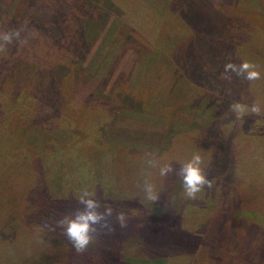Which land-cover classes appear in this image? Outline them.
I'll use <instances>...</instances> for the list:
<instances>
[{
	"label": "rangeland",
	"instance_id": "374dc122",
	"mask_svg": "<svg viewBox=\"0 0 264 264\" xmlns=\"http://www.w3.org/2000/svg\"><path fill=\"white\" fill-rule=\"evenodd\" d=\"M26 1L28 0H9V2L6 0V4L0 5V16H20L23 12L21 4L23 3L24 6ZM88 1L95 4L82 8L79 3L72 7L61 0L57 2L55 0H34L31 5L34 4L35 9L40 10V16L35 20L40 17L43 21L44 17L49 16L50 13H57L55 15L59 16L64 9H69L70 14L79 15L78 17L84 15L83 9L95 10V14L91 13L93 10H90L87 15L88 18L91 17L89 18L90 26H93L92 30L88 29L89 44H80L83 45V49L79 47L73 54H68L73 57L80 56L79 62L76 61V66H69L70 62L65 64L69 71L67 74H73L75 79L71 83H63L62 87L56 91L55 97L61 96L60 92L69 94L75 88L72 105L78 106L84 102L87 95H94L99 100V105L109 108L108 115H104L101 121H94L100 131H94V136L90 132L89 139L84 138V140L81 139L82 141L77 140L75 133L71 132L73 129H76L74 131L76 133L84 131L82 127L79 126L81 129L75 128L74 123L71 125L72 129L65 127L70 120L56 126V133H52L51 138L62 140L59 142L70 146L79 145V147L72 146L68 149L48 141V147L52 150L43 148L38 151L37 167L42 172L44 188L47 191L49 189L50 193L46 192L25 208H16L14 218L10 219L8 216L0 220V226L8 221L7 226L3 225L2 228L6 231H15L20 244L17 248L19 255L13 251L9 253L7 259H2L0 256V264H7L8 262L5 263L7 260L27 261L34 258L37 253L39 254L34 235L40 238L43 233L49 234L47 241L43 242L48 246L49 254L53 255L57 264H193V259L194 264H224L225 261L220 257L219 250L228 242L231 245L230 250L234 249L235 253L238 243L237 246L231 243L237 242V237L243 239V245L248 243L249 246H251L249 242L251 237L252 241L254 238L258 242L259 240L264 241L263 81L257 80L259 87L253 86L245 83L248 80L243 76L237 77L231 72L226 74L224 68L220 69L221 72L212 73L213 76L219 75L220 77L217 82L218 86H215V82L211 80L209 82L207 77L205 80L196 78L191 83L187 79H181L176 88L170 93L167 92L164 97L179 100L186 97V92L191 91L192 86L190 85H203L204 87H199L202 92L206 91L203 100L207 96L208 100L213 101L216 99L214 93L219 90L228 99L223 103L225 112L220 121L214 117L209 119L207 117L204 126L195 123L196 116L200 118L198 111L194 116L193 109L197 110V105H186L181 116L175 113L173 115L167 110H150L151 99L168 85L167 77L173 71V67L180 68V70L185 68L184 64H179L177 59L172 61L171 53H177L175 49L173 50L174 45L176 46L175 41L186 36L185 34L190 31V25L198 35L203 36L204 33H209L204 37H208L210 42L208 44L202 42L199 48L193 49L199 58L208 57L207 51L212 53L216 61L219 54L229 53L230 56H240L236 58L239 64L245 60L249 61L257 65V70L261 76H264V15L261 16L260 24L256 22V19L247 18L246 22L235 23V21H229L228 18L227 27L225 22L217 24L211 18L220 15L221 10L230 9L229 2L219 3V0H177L173 3L174 7L170 5L171 0ZM248 8L256 9V6H250L249 3ZM187 9H190L188 15L193 17L195 22L190 23V19L185 15ZM220 17L223 18V16ZM239 18L241 17H236V19ZM69 20V14H64L62 26L65 34L61 38H55L56 46L60 45L65 51L72 50L73 44L76 43V41H70L72 30L77 27L78 31H81L77 22ZM211 22L212 26H210ZM235 28L241 29L236 30ZM17 30L20 36L18 39H13L15 45L11 46L7 53L26 61L27 55L20 51V45L26 41L25 35L22 34L21 28ZM17 30L9 27L7 32ZM227 30L230 32L228 33ZM239 31L241 34H236ZM158 40L165 41L158 42ZM253 40L255 46L251 42ZM211 43L212 46L209 48ZM238 44L243 49H236ZM26 46L30 47L29 44ZM255 47L256 52L251 50ZM154 50H160V54L154 53ZM43 55L45 54L36 56L34 59ZM27 62L32 63L28 60L26 63H19L17 71L11 69V75L9 73L8 75L13 77L12 81L24 85L26 80H39V70L35 65ZM207 62L214 63L213 61ZM195 65L198 73V59L195 60ZM37 66L40 67V65ZM215 70L218 69L215 68ZM200 71L201 75L208 73L202 69ZM222 71L231 79L224 78L221 75ZM16 80L24 81L17 82ZM166 98H164L165 102ZM160 102L161 100L154 98L152 103L158 106ZM234 103L244 104L248 108L258 103L261 111L259 113L245 111L238 118V114L231 108ZM63 104L60 103V106L62 107ZM110 112L116 114L115 122L109 119ZM60 115L56 112L55 117ZM46 120L45 123H47ZM212 120L218 122L215 123ZM48 121H50L49 117ZM188 125L193 126L188 127ZM65 128L69 131L68 135L62 134ZM93 129L97 128L94 126ZM105 135H108V138ZM76 141L80 142L75 144ZM96 142L113 144L118 148L115 150L117 157L112 158L114 159L113 167L106 164L103 166L108 158L105 154L101 155L104 153L103 150H98L97 155L95 154L96 148L101 149L103 146ZM38 144L42 146L39 140L35 141L37 148ZM5 150L3 134H1L0 151ZM195 152H199L203 159L204 170L207 178L212 181V187H205L195 199H189L185 195L181 178L174 175L161 176L159 167L164 163H170L174 169L179 170L181 165L191 159ZM90 153H94L92 154L93 166H89ZM150 156L157 161L156 167L148 165L147 161ZM123 161L135 167L140 165L141 169L138 172L136 170L138 167H134L127 173L120 163ZM20 173V170L15 168L14 176H20ZM104 179L116 181V184L109 187L104 183ZM145 179L154 185L158 195L156 201H149L145 198L142 190ZM48 181H51L50 187H48ZM85 188L93 192L95 198L100 201L102 205L100 211L104 210V206L112 207L113 215L109 218L112 231L101 230L96 240L85 251L77 253L64 235L63 228L57 226V222L59 218L64 217L62 215L64 207H72L74 210L83 207L78 200L81 190ZM118 189L120 194L117 193ZM226 190L237 191L234 193L239 198L240 205L248 203L247 206L257 208L248 211L244 210V205L243 210L235 209L236 215H239L238 219L245 217L247 221L248 219L253 220V223L261 228L257 227L256 231L250 234L253 231L250 226L247 229L236 224L231 228L229 237H226L228 242L216 238L210 240L207 236L211 232V226L217 225L215 223L217 218L211 219L215 215L211 211L215 203L212 205L206 201L204 203L201 193L218 195V200L225 203ZM210 206L212 209L209 208ZM121 211L126 214L124 227L116 221V213ZM204 213L212 214L209 216L212 221L209 228L204 227L201 222L204 221ZM71 214L72 211L66 215ZM5 218L7 220L4 221ZM54 236H60L63 242H56L58 239L54 240ZM204 236L209 242L215 243L211 251L206 247L202 248L208 244V241L207 244L206 242L202 245L199 243L205 240ZM8 239L10 238L5 237L0 241V252L6 249L4 244ZM261 245L262 243L260 251L263 253ZM243 251L244 254H246L245 251L249 253L250 248H245ZM45 253L42 251L41 257H45ZM96 253L97 258H94ZM46 256L48 257L47 253ZM262 261L263 257L260 262Z\"/></svg>",
	"mask_w": 264,
	"mask_h": 264
},
{
	"label": "trees",
	"instance_id": "16d2710c",
	"mask_svg": "<svg viewBox=\"0 0 264 264\" xmlns=\"http://www.w3.org/2000/svg\"><path fill=\"white\" fill-rule=\"evenodd\" d=\"M7 1L9 2V0ZM33 1L34 0L26 1L24 6L23 3L21 4L23 12L20 16H16V17L15 16L8 17L7 15L0 16V33H6L9 27L14 30L21 28L22 34L25 35L26 43L23 42L20 45V51L24 55H27L26 61L28 60L32 61V63L30 62L27 63L31 65H35L36 68L39 70L38 81L23 80L24 85L23 83L17 84L16 82L12 81L13 77L9 76L11 75L10 74L11 69H15L17 71L18 69L17 65L22 62L26 63V61L20 57L7 53L9 52L10 47L15 45L14 40H12L11 44H6L3 40H0V44L5 43L3 50H0V135L3 134L4 148H6L5 151H0V220L3 217H8V216L10 217V219L14 218L15 217L14 212L16 211V208L19 209L20 207L21 209L25 208L30 204H32L35 201V199L37 200L38 197H41L46 192L50 193L49 189L47 191L44 188V184H43L44 178L42 172L37 167L38 164L37 160L39 156L38 151L42 150L43 148L52 150L51 148L48 147L49 145V143H47L48 141L54 142V144L57 143L56 145L63 146L64 148H68V149H70L72 146L79 147V145L70 146L65 143L59 142L62 140L51 138V134L54 132L56 133L57 130L56 126H59L61 123L70 120V122H68L65 125V127H69L70 129H72L71 128L72 123H74L73 127L75 128L82 127L86 132L80 131L79 133H76L74 132L76 131V129L71 130V132L72 134L75 133L74 135L77 137V140L82 141L81 139L84 140V138L86 140L89 139V137L91 136L90 132L93 133L94 131L96 132L100 131V128H98V126L95 124L94 121L97 120L101 121V119L104 118V115L106 116L108 115V110H109V108H107L106 106L99 105V100L94 95L93 96L87 95L84 98L85 100L83 99L84 102L83 103L81 102L78 106L72 105V102L74 100L75 88L69 94L60 92L59 94L61 96L55 97L56 91H58L60 87H62L63 83H67V82L71 83L72 80L75 79L73 74H67V72L69 71H67L66 69L67 67L65 66V64L70 62L69 66H76L77 65L76 61L79 62L80 56L73 57L68 54L71 53L73 54L75 50H78L77 48L79 47L83 49V45L80 44H89L88 42L90 40V33L88 29L92 30L93 26H90L91 21L89 20V18L91 17L89 16L88 18L87 15L89 14L90 10L93 9H83L84 15H81L80 17H78L79 15L70 14L69 9H64L59 16H56L57 13H50L49 16L44 17V21L41 20L40 17L38 18V20H35L36 17L40 16V10L35 9L34 4L31 5ZM61 1L63 3H69L72 7H74L73 5L79 3V6H82V8L84 6H92L95 4L92 3V1L89 2L88 0H61ZM176 1L177 0H171L170 5L174 7L173 3L174 2L176 3ZM185 1H189V0H185ZM55 2H57V0H55ZM224 2H229L230 9H224V10L219 9L221 10L220 15H218L219 17L218 16L211 17L213 20L217 22V24H223L225 22V25L228 27L229 25V22H227L228 18L229 21L232 20L235 21V23L246 22V20L248 19L249 20L256 19L257 20L256 22L260 24L261 16L264 15V0H219V3H224ZM249 3L250 6H256V9L253 8L249 9L248 8ZM1 4H6V0H0V5ZM189 11L190 9H187V14L185 13V15L190 19V23L195 22V20H193V17L188 15ZM91 13L95 14V10H93ZM100 13H96V14L99 15ZM64 14H69V19H70L69 21L74 23L77 22V24L81 27V31H78V28L75 27V29L72 30L71 32L72 35L70 36L71 38L70 41H74V42L76 41V43L73 44L72 50L70 49V51L63 50L60 47V45H57L59 46L57 47L56 46L57 41L55 40V38L58 37L61 38L63 37V34H65V30L63 29L62 26L63 24L62 18ZM220 16H223V18H221ZM236 17H241V18L236 19ZM12 22H15V24H12ZM210 24H211L210 26H212V22ZM189 27H190V31H188L185 34L186 36L182 39L180 38L176 39L175 41L176 46L173 44L174 45L173 50L175 49L177 53L176 54L175 52L174 54L171 53L172 61L177 59V61H179V64L181 63L184 64L185 68L184 70H180V68L173 67V71L167 77L168 80L167 81L168 85L166 86L167 89L165 87L162 91L157 92V94L151 99L150 110L152 111L167 110L171 112L173 115L175 113V115L179 114V116H181L183 109L186 108V105L189 106L197 105L198 108L193 107V108H197V110L193 109L194 116L198 111L200 118L196 116L195 123L200 124V126H204L205 122H207V117L208 119L214 117L215 119L220 121V118L223 116L225 112V110L223 109V103L226 102V100L228 99L227 97H225V95H223L222 92H220V90L217 93H214L216 99H214L213 101L211 99H210L211 101L208 100L207 96L205 100H203L206 91L202 92V89L199 88V87H204L203 85H197V86L190 85L192 86L191 91L186 92V97L185 98L182 97L179 100H177L176 98L167 99L166 97H164L165 94H167V92L170 93L171 90H174L181 79H185V80L187 79L189 83H191L193 82L192 80L196 78H202L205 80V77H207L209 82L211 80V82H215V86L216 85L218 86L217 82L220 80V77L219 75L213 76L212 73L217 71L221 72L220 69L221 68L223 69L224 65L228 62L239 64V62H237L238 59L236 60V58H240V56L239 57H236L235 55L230 56L229 53L219 54L217 56L218 60L216 61V59L212 56V53L207 51L208 57L203 56V58H199L198 55L194 53L193 49L195 47L199 48V46L202 45V42L204 44L205 43L208 44L210 40L208 37H204V36L209 33H204V35L201 36L194 32V29L191 25ZM235 29L237 30L241 28H235ZM227 32L229 33L230 31L227 30ZM236 34L240 35L241 33L239 31L236 32ZM32 37H34V39ZM162 41L165 40H158V42H162ZM251 42L255 46L254 40ZM26 44H29L30 47L26 46ZM211 46L212 43L208 47L210 48ZM235 48L236 49L240 48L239 50L243 49L242 47H240V44L236 45ZM251 50H254V52L257 51L256 47ZM154 53L160 54V50L159 51L154 50ZM42 54L45 55H43L38 59H34L36 56L38 57ZM55 55H57L58 57H56ZM196 59L199 60V66H198V73L200 72L199 74L196 72V65H195ZM172 61L170 62L172 63ZM207 61H213L214 65L212 63H208ZM36 64L40 65V67H38ZM215 68L218 70H215ZM201 69L204 70V72L206 71L208 73L206 75L205 74L201 75V71H200ZM221 75L224 76V78L226 76L225 74H223V71ZM215 77L217 79H215ZM263 78L264 76L262 75L260 79H258V81L262 80L264 83ZM16 81L23 82L22 80H16ZM258 81L257 80L247 81V82L245 81V83L247 84L250 83L253 86H258L257 85ZM260 85H262V83H260ZM197 92L198 93L202 92V93L198 94ZM62 93H64L65 95ZM182 95L183 94H181V96ZM154 98H156L157 100L158 99L161 100L158 106H154V104L152 103ZM164 98H166L167 100L166 102L164 101ZM64 99H66V101H64ZM202 100L204 103L202 102ZM60 103H64L62 107L60 106ZM52 110L55 111V113ZM56 112H58L61 115L55 117ZM209 114H212L213 116L211 117ZM48 117L50 121H48ZM260 117L262 116L260 115ZM65 118H67V120H64ZM115 118H116V114L110 112L109 119L115 122L116 120ZM45 120L47 121L48 124L45 123ZM217 120H212V121L216 123L218 122ZM87 126L89 127L87 128ZM94 126L97 128L96 130L93 129ZM191 126L193 125H188V127ZM216 132L218 133L217 126H216ZM68 133L69 131H67V128H65L64 131H62L63 135H68ZM94 134L95 133H93L92 135L94 136ZM105 137L108 138V135H105ZM38 140L39 143L40 142L42 143V146L40 147V145L38 144V148H37V146L35 145V141ZM80 141H76V143L75 142L73 143L77 144ZM95 141L96 140H94V142ZM96 143L102 144L103 146H101L102 147L101 149L97 147L95 154L97 155L98 150H103L104 153H102L101 155L105 154V156H107L108 158L104 162L103 166H105L106 164L109 167H111L114 164V159L112 158H116L118 155L116 154L115 151L118 148L114 147L113 144H109V143L107 144L100 142H96ZM237 148L239 149L238 146ZM80 149H84V148H80ZM92 154L94 153H90L88 158V160H90L89 166L94 165ZM123 162L120 163L122 167L125 170H127V173L130 170L134 169L135 166H133L131 163H125V162L123 163ZM136 167H138L136 170L139 172V169H141L140 165H136ZM15 168H18L20 170L21 172L19 174L20 176H14L13 173L15 172ZM91 170H89V172H91ZM130 173H134V172H130ZM92 180L95 179L92 178ZM110 180L104 179V183L107 186L112 187V185L116 181L113 182ZM50 182L51 181H48L49 183L48 187H50L51 185ZM226 188H228V186H226ZM112 190L113 188L110 190V192ZM202 191H204V189ZM234 192L237 191L235 190L225 191L227 197L225 203L218 200V195L216 196V195H209V193L207 194L201 193L204 203L205 201L206 203H210V205L215 203L213 209L211 206L209 207L212 209L211 210L212 214L213 213L215 214L214 216H212L211 219L213 220L214 217L217 218V220L215 221L217 225L213 224L211 226V230H210L211 232L207 236L210 237V240L216 238L220 240L223 239L224 242H228L226 237H229L230 235L229 232L231 228L236 224H240L242 227L247 229L250 226L251 230H253L250 232V234L254 233L257 227L261 228L257 224L253 223V220L248 219L247 221L245 217L238 219L237 216L239 215H236L235 209L243 210L242 207L245 204H243V206L242 204L240 205L238 200L239 198L236 196ZM117 193L118 194L121 193L119 189ZM247 204L245 205L244 210L251 211L257 209L247 206ZM71 208L64 207L62 211V215L65 216L71 211L72 213L76 211L73 208L72 209ZM206 213H204V219H203L204 221L201 222L204 224V227L209 228L210 223H212V221H210L209 219V216L212 214L206 215ZM61 219L62 217L59 218V221ZM5 220L7 219L5 218L4 221ZM192 221L194 222V220ZM254 222L257 221L254 220ZM55 223L56 220L54 224ZM7 224L8 221H6L5 225L2 224L0 226V241L5 237L10 238L6 241V244H4L6 245L5 246L6 249L0 252V256L2 259L3 258L7 259L9 253H12L13 251L15 254L19 255V251L17 250L19 241L17 239L18 236H16L15 231H11V230L6 231L4 228H2L3 225L5 227L7 226ZM41 226L43 227L42 224ZM46 227H48L47 224ZM183 228L186 230L185 226H183ZM7 234L8 236H6ZM200 235L202 237V233ZM34 236H35L37 248L39 247L38 249L39 254L37 253L34 258L29 259L27 261L25 260L16 261L17 259L14 260L12 259L13 261L7 260L5 261V263L8 262L7 264L9 263L10 264H57L56 261L54 260L53 255L49 254L50 252L48 250L49 249L48 246L45 245L46 243L43 242L44 240L47 241V239L49 238V234L43 233L40 236V238L37 235ZM246 236L248 237V234H246ZM207 237L204 236L205 240L201 242L199 241V243L202 245L205 244L206 242L207 244L208 241V244L202 246V248L206 247L209 251H211L212 247L214 246L213 245L214 242L212 241L209 242ZM53 239L54 240L58 239L56 242H63L60 236H54ZM167 239H169V237ZM236 239L237 242L231 243L234 246H237L238 243L235 253H234V249L233 251L230 250L229 246L231 245H229V242L225 247H222L219 250L220 257L223 258L225 261L224 264H257L258 262L260 264H264V241L261 242L259 240L258 242L256 241V238H254V241H252V237H251V241H249L251 246H249L248 243L246 245H243L244 241L242 238L237 237ZM261 243H262L261 250L263 251V253L260 251ZM22 245L24 247V243H22ZM248 247L250 248V252L248 253L245 251L246 254H244L243 250ZM42 251L46 252L48 254V257L46 256V253H45V257H41L40 253ZM17 255L15 256L16 258ZM94 256H95L94 258H97V253ZM262 257H263V261L261 263L260 260Z\"/></svg>",
	"mask_w": 264,
	"mask_h": 264
},
{
	"label": "clouds",
	"instance_id": "9594fccd",
	"mask_svg": "<svg viewBox=\"0 0 264 264\" xmlns=\"http://www.w3.org/2000/svg\"><path fill=\"white\" fill-rule=\"evenodd\" d=\"M19 36L20 32L18 30L0 33V40H3L6 44H11L13 38L18 39ZM5 43L0 44V50H3ZM224 72L226 74L229 72L234 73L237 77L243 76L248 81L258 80L261 77V73L257 70V65L246 60L240 64L226 63L224 65ZM225 78L231 79L230 76H225ZM231 108L232 111L238 114V118L245 111L252 113H259L261 111V106L258 103H254L250 108L244 104L234 103ZM147 163L150 167L157 166V161L151 156ZM203 165L204 162L201 155L199 152H195L191 159L181 165L179 170L174 169L170 163H164L159 167V173L164 177L173 175L180 177L187 198L195 199L197 194L205 187H212V181L207 178ZM142 190L147 200H157L158 195L155 187L147 179H145L142 185ZM78 203L83 207L78 208L70 216H64L57 223L63 228L64 235L71 243L73 249L77 253H82L96 240L101 230L107 229L108 231H112L109 218L113 215V209L111 206H104V210L100 211L102 207L100 201L95 198L93 192H90L86 188L81 190ZM116 221L121 227H124L126 214L122 211L116 213Z\"/></svg>",
	"mask_w": 264,
	"mask_h": 264
},
{
	"label": "crops",
	"instance_id": "0c3cea01",
	"mask_svg": "<svg viewBox=\"0 0 264 264\" xmlns=\"http://www.w3.org/2000/svg\"><path fill=\"white\" fill-rule=\"evenodd\" d=\"M263 216H264V214H263ZM195 263V261H194V259H193V264Z\"/></svg>",
	"mask_w": 264,
	"mask_h": 264
}]
</instances>
